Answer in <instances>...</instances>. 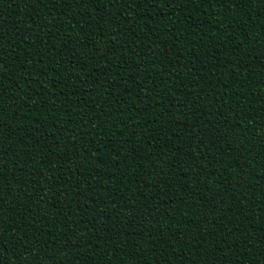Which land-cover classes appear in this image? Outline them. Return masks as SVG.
I'll list each match as a JSON object with an SVG mask.
<instances>
[{"label": "trees", "instance_id": "1", "mask_svg": "<svg viewBox=\"0 0 264 264\" xmlns=\"http://www.w3.org/2000/svg\"><path fill=\"white\" fill-rule=\"evenodd\" d=\"M0 105V264H264V0H0Z\"/></svg>", "mask_w": 264, "mask_h": 264}, {"label": "snow or ice", "instance_id": "2", "mask_svg": "<svg viewBox=\"0 0 264 264\" xmlns=\"http://www.w3.org/2000/svg\"><path fill=\"white\" fill-rule=\"evenodd\" d=\"M113 2H115V0H113ZM188 2H190V3H194L195 2V0H188ZM200 2H206V0H200ZM217 2H220V0H217ZM223 2H230V0H223ZM101 11H103V10H101ZM0 107H2V105H0Z\"/></svg>", "mask_w": 264, "mask_h": 264}]
</instances>
